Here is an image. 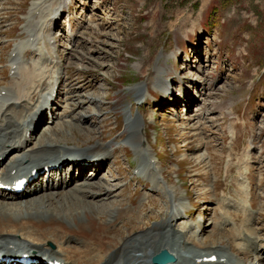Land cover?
<instances>
[{"label": "rangeland", "instance_id": "rangeland-1", "mask_svg": "<svg viewBox=\"0 0 264 264\" xmlns=\"http://www.w3.org/2000/svg\"><path fill=\"white\" fill-rule=\"evenodd\" d=\"M33 1L0 0V87L7 84L3 65L13 42L24 35L25 40L16 44L25 51L27 61L29 56L41 54H30L25 47L27 36L23 27L27 19L20 33ZM52 2L55 0H47ZM65 9L53 18L54 21L58 17L51 30L57 39L56 51L62 53L58 54L66 68L69 89L65 95L74 90L66 107L73 106L65 108L64 115L73 113L80 122L72 121L60 137L69 139V146L90 145L103 138L99 141L115 150L103 178L89 183L106 180L113 184V203L138 210L145 216L143 221L148 228L167 220L170 203L164 193L158 187L152 191L148 180L141 183L133 178L137 170L134 148L126 142L129 131H120L119 123L123 121L120 114L129 109L136 119L132 126L142 140V148H148L151 157L157 152L160 159L155 168L162 169L164 179L158 175L156 186L178 192L185 189L191 195L189 205H199V214H216L217 224L226 215L234 228L239 227L243 219L249 218L245 214L252 213L238 203H230L222 193L231 194L248 177L253 181L251 188L256 196L264 191V0H67ZM39 24L41 30L44 24ZM194 46L199 48V55L194 56ZM51 47L54 48L53 44L44 49L45 53L50 54ZM137 89H141V99L136 96ZM167 89L175 96L172 101L182 100V91L187 89L189 96L186 94L185 102L193 100L191 108L185 110L183 105L170 104L172 101L162 96ZM148 91L157 97L153 98ZM83 100L93 103H78ZM233 129L230 139L229 131ZM87 132L91 133L86 140ZM250 142L249 163L246 144ZM225 158L224 184L220 177ZM178 173L184 177V185L178 180ZM233 192V196L242 194L237 188ZM145 196L147 199L142 202ZM252 197L251 194V206L261 212L252 214L249 223H263L258 225L263 236L264 195L256 202ZM141 202L143 206L138 209ZM226 206L233 207V214L225 210ZM212 215H208L210 220ZM228 216H233V222ZM230 231H221L213 239L229 246V251H236ZM207 236L205 240H209ZM260 244L264 246V242Z\"/></svg>", "mask_w": 264, "mask_h": 264}, {"label": "bare ground", "instance_id": "bare-ground-1", "mask_svg": "<svg viewBox=\"0 0 264 264\" xmlns=\"http://www.w3.org/2000/svg\"><path fill=\"white\" fill-rule=\"evenodd\" d=\"M66 1L55 0L49 4L47 0H36L30 6L23 34L27 36V51L30 54L41 53L37 55L38 60L27 61L25 51L17 44L7 58L5 68L13 74L7 84L0 87V161L9 152L12 155L6 165L0 163V168L4 166L0 183L12 180L15 174L24 176L32 169L39 171L48 166L53 168L48 180L53 181L59 176L63 185L68 175L61 170L57 175V171L64 161L68 162L67 166H72L70 177L76 174L83 179L68 190L60 187L57 191H48L39 197L26 195L25 200L18 202L2 199L0 191V251L24 250L35 253L43 260L52 259L62 264H150L148 260L161 250L173 255L174 264H263L261 255L264 254V247L258 245L257 240L260 238L249 223L252 214L246 212L249 218L243 219L237 228L227 220L226 215L221 216L219 224L216 223V214L212 215L213 218L211 216L213 220L209 219L205 223V217L210 213H201L195 220H180L181 211L186 209L189 202L185 203L181 193L174 189L156 186L158 175L163 177V171L155 168L149 151L142 148V140L132 126L136 119L128 112L124 115V131H129L126 142L133 146V154L139 162L135 180L141 183L150 181L151 190L156 191L153 188L158 187L170 203L167 220L152 228L145 226V216L138 210L135 212L132 206L125 208L121 203H113L111 198L115 196L111 194L116 187L109 181L89 183L98 175L95 178L87 177L85 166L78 162H86L94 172L100 173L103 164L115 150L99 141L103 138L90 145L69 146V139L60 137V134L69 130L72 121L79 123L78 118L67 120L65 112L61 113L55 118V126L46 125L43 135L40 133L33 143L30 132L37 127L36 121L43 111L48 110L59 98L58 87L66 79V68L61 64V57L53 55L54 48H50V54L44 51L52 45L51 21L65 9ZM45 2L49 4L48 8ZM40 22L44 24L41 30L38 28ZM136 96L141 99V89L136 90ZM69 105L73 106L68 104L66 108ZM89 133L84 134V139H88ZM71 180H68V185ZM36 182H39V177L32 184ZM146 199L147 196L142 202ZM142 202L138 209L143 206ZM123 221L125 224H122ZM180 221L179 226L175 227L176 222ZM226 230H231L230 236L234 237L236 251H229V246L217 244L213 239L217 233ZM205 235H208L209 240L204 239ZM211 256L216 258L215 262H204V258Z\"/></svg>", "mask_w": 264, "mask_h": 264}, {"label": "water", "instance_id": "water-1", "mask_svg": "<svg viewBox=\"0 0 264 264\" xmlns=\"http://www.w3.org/2000/svg\"><path fill=\"white\" fill-rule=\"evenodd\" d=\"M152 261L154 264H167L173 261V257L167 251H162Z\"/></svg>", "mask_w": 264, "mask_h": 264}]
</instances>
